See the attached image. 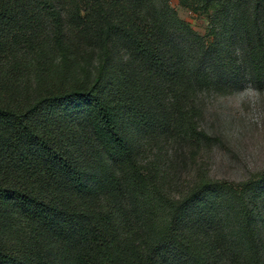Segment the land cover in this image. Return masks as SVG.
Segmentation results:
<instances>
[{
	"label": "trees",
	"instance_id": "1",
	"mask_svg": "<svg viewBox=\"0 0 264 264\" xmlns=\"http://www.w3.org/2000/svg\"><path fill=\"white\" fill-rule=\"evenodd\" d=\"M168 1L0 0V221L28 223L36 251L0 238V264H263L262 181L200 177L173 197L138 161L130 126L206 141L196 95L237 84L214 24L202 37ZM252 2L180 0L211 20Z\"/></svg>",
	"mask_w": 264,
	"mask_h": 264
},
{
	"label": "rangeland",
	"instance_id": "2",
	"mask_svg": "<svg viewBox=\"0 0 264 264\" xmlns=\"http://www.w3.org/2000/svg\"><path fill=\"white\" fill-rule=\"evenodd\" d=\"M168 2L177 16L202 37L207 36L214 24L218 42L228 47L229 61H234L235 71L230 72L237 84L231 90L224 87L225 90L196 95L193 115L197 131L207 134L206 141L185 125L170 132L158 127L152 135L130 126L138 161L168 179L173 187H168L171 191L166 192L173 197L187 193L200 177L233 185L262 181L252 209L264 264V74L257 65L260 41L254 31L249 34L245 29L248 21L245 18L251 16L258 17L256 25L264 29V7L260 13L254 9L253 2L247 3L211 20L209 15L184 8L180 0ZM254 23H249V28ZM161 100L163 107L158 109L159 113L166 111L169 98L162 96ZM27 226L23 222L0 221V238H5L10 248L34 256L35 243Z\"/></svg>",
	"mask_w": 264,
	"mask_h": 264
}]
</instances>
